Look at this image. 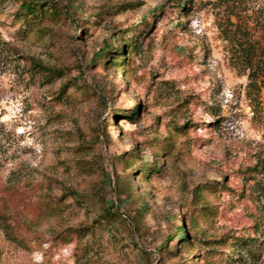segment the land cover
<instances>
[{"label": "rangeland", "instance_id": "rangeland-1", "mask_svg": "<svg viewBox=\"0 0 264 264\" xmlns=\"http://www.w3.org/2000/svg\"><path fill=\"white\" fill-rule=\"evenodd\" d=\"M263 45L264 0H0V264H264Z\"/></svg>", "mask_w": 264, "mask_h": 264}, {"label": "trees", "instance_id": "trees-1", "mask_svg": "<svg viewBox=\"0 0 264 264\" xmlns=\"http://www.w3.org/2000/svg\"><path fill=\"white\" fill-rule=\"evenodd\" d=\"M25 11L26 13L28 14H33L35 9H34V6H31V5H26L25 6ZM107 50V47L104 46L102 48V51L101 53H105ZM252 48H251V45L248 46V48L246 49V51L249 53L252 52ZM30 64H31V67L35 70V72L37 74H43V73H46L48 74L49 76H54V75H61L60 73V70L58 69H55V68H51V67H46L44 65H42L40 62H37L33 59L30 60ZM250 68L251 69V73L249 74V80H251L252 82H255V80L262 76L264 77V45L262 46L261 48V53H260V57L258 59V61L256 62L255 64V67H252V65H250ZM111 208L113 209L114 207L111 206ZM175 233H178L179 234H184V228H176L175 230Z\"/></svg>", "mask_w": 264, "mask_h": 264}]
</instances>
